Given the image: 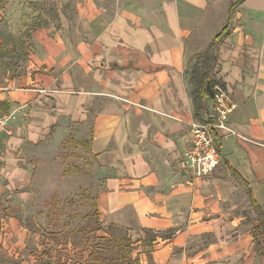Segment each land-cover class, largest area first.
Returning <instances> with one entry per match:
<instances>
[{
    "label": "crops",
    "instance_id": "crops-1",
    "mask_svg": "<svg viewBox=\"0 0 264 264\" xmlns=\"http://www.w3.org/2000/svg\"><path fill=\"white\" fill-rule=\"evenodd\" d=\"M231 1L51 0L58 21L32 32L21 80L0 85V113L13 116L0 138V192L18 176L17 150L42 152L72 131L94 163L100 221L132 237L140 264L148 256L152 264H251L253 212L241 181L264 205V0L230 12ZM225 26L213 75L236 103L235 133L215 134L219 164L193 178L179 161L190 123L212 99L196 118L184 74ZM14 223H0L2 258L23 247L26 232Z\"/></svg>",
    "mask_w": 264,
    "mask_h": 264
},
{
    "label": "rangeland",
    "instance_id": "rangeland-1",
    "mask_svg": "<svg viewBox=\"0 0 264 264\" xmlns=\"http://www.w3.org/2000/svg\"><path fill=\"white\" fill-rule=\"evenodd\" d=\"M56 10L51 0H0L1 86H10L12 80H21L20 76L27 71L28 56L34 54L31 34L46 25L48 18L57 22ZM61 31L66 34L64 29ZM29 71L30 74L42 72ZM186 77L185 72L184 79ZM48 142L51 146L43 148L42 152L36 147L25 154L17 150L12 159V173L18 176L10 183L3 178L5 184L10 185L9 189L0 192V223L11 218L26 236L21 251L15 250L11 257H0V264L86 262V259L81 260L86 253L80 251L78 256L73 247L64 246L67 242L79 248L95 245L103 258L97 264H120L122 254L128 250L131 258H136L134 247L130 245L132 237L103 224L98 213L97 217L94 214L97 187L94 163L88 160L87 141L67 131L56 134ZM249 223L251 226L255 223L254 213ZM109 232L111 237H108ZM153 236L147 234L143 240ZM119 237L125 238L126 242L118 244ZM253 240L251 264H264L259 254L260 244ZM236 264L243 262L239 259Z\"/></svg>",
    "mask_w": 264,
    "mask_h": 264
},
{
    "label": "trees",
    "instance_id": "trees-1",
    "mask_svg": "<svg viewBox=\"0 0 264 264\" xmlns=\"http://www.w3.org/2000/svg\"><path fill=\"white\" fill-rule=\"evenodd\" d=\"M240 1L242 0H234L230 2V12ZM226 29L227 26L222 28L220 33L214 36V38L204 47V49L196 52L193 55L192 62L186 70L187 80L190 85L188 90V95L191 99L194 115L196 118H200L199 114L201 113V111H203L205 101H209L212 99V97L209 96L206 91V84L209 83L210 87L212 88L214 82L216 81L213 75V70L217 64V55L215 52V47ZM3 113H8V111ZM3 113H0V115ZM215 141H216V148L219 153L217 135H215ZM233 175H235V173H233ZM241 183L243 184L246 191V195L248 197V205L255 215V223L251 228V234L253 239L259 242L260 244L259 254L260 257L264 260V205L257 201L255 196L253 195L251 188L248 186V183L246 181H241ZM94 214H96L97 217L96 206H94ZM108 226H112V225H108ZM111 236L112 233L109 232L108 237ZM100 239H105V238H100ZM117 239H118V244H123L124 242H126V239L123 237H119ZM127 242L130 243V239H128ZM47 245H49V242ZM67 245L73 247L74 250L76 251L75 253L78 256L80 255V251L81 252L84 251L86 253L85 258L84 256L83 258L81 257V260L83 259L87 260L86 262H84L85 264L89 262L92 263L95 262V264H97L103 260V258L100 257L99 249L93 244H89V247H83V248H79L78 246L75 245L72 246L70 242H67L64 246ZM130 245L132 244L130 243ZM130 254H131L130 250L122 254L123 255L122 260H120L119 263L140 264L138 257L136 256V258H131ZM148 260H149L148 264H152L150 262L149 256H148Z\"/></svg>",
    "mask_w": 264,
    "mask_h": 264
},
{
    "label": "built area",
    "instance_id": "built-area-1",
    "mask_svg": "<svg viewBox=\"0 0 264 264\" xmlns=\"http://www.w3.org/2000/svg\"><path fill=\"white\" fill-rule=\"evenodd\" d=\"M212 91L210 110L204 113L201 121L190 123V146L179 161L180 169L187 171L193 178L209 176L219 164L215 134L218 131L235 133L228 126V119L235 110L236 103L222 84L215 82ZM12 117L10 113L0 115V135L11 133L9 124Z\"/></svg>",
    "mask_w": 264,
    "mask_h": 264
},
{
    "label": "water",
    "instance_id": "water-1",
    "mask_svg": "<svg viewBox=\"0 0 264 264\" xmlns=\"http://www.w3.org/2000/svg\"><path fill=\"white\" fill-rule=\"evenodd\" d=\"M206 91L208 93L209 96H213V91L212 88L210 87L209 83L206 84Z\"/></svg>",
    "mask_w": 264,
    "mask_h": 264
}]
</instances>
